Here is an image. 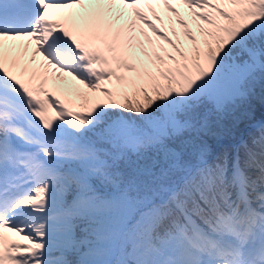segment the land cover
Returning a JSON list of instances; mask_svg holds the SVG:
<instances>
[{"label": "snow or ice", "instance_id": "1", "mask_svg": "<svg viewBox=\"0 0 264 264\" xmlns=\"http://www.w3.org/2000/svg\"><path fill=\"white\" fill-rule=\"evenodd\" d=\"M257 108L264 0H0V264H264Z\"/></svg>", "mask_w": 264, "mask_h": 264}, {"label": "trees", "instance_id": "2", "mask_svg": "<svg viewBox=\"0 0 264 264\" xmlns=\"http://www.w3.org/2000/svg\"><path fill=\"white\" fill-rule=\"evenodd\" d=\"M262 115H264V109L257 108L256 109V118H259Z\"/></svg>", "mask_w": 264, "mask_h": 264}, {"label": "rangeland", "instance_id": "3", "mask_svg": "<svg viewBox=\"0 0 264 264\" xmlns=\"http://www.w3.org/2000/svg\"><path fill=\"white\" fill-rule=\"evenodd\" d=\"M71 98H72L73 100H76V97H75V96H72ZM77 102H78V101H77Z\"/></svg>", "mask_w": 264, "mask_h": 264}]
</instances>
